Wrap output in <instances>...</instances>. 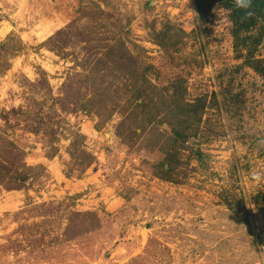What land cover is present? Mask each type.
I'll list each match as a JSON object with an SVG mask.
<instances>
[{"label": "rangeland", "instance_id": "obj_1", "mask_svg": "<svg viewBox=\"0 0 264 264\" xmlns=\"http://www.w3.org/2000/svg\"><path fill=\"white\" fill-rule=\"evenodd\" d=\"M262 139L264 14L0 0V264H264Z\"/></svg>", "mask_w": 264, "mask_h": 264}, {"label": "clouds", "instance_id": "obj_2", "mask_svg": "<svg viewBox=\"0 0 264 264\" xmlns=\"http://www.w3.org/2000/svg\"><path fill=\"white\" fill-rule=\"evenodd\" d=\"M254 0H233V6L235 9L243 12L245 17H251L254 15L253 11ZM264 145V139L259 141ZM248 179L255 184L264 183V168H256L249 172Z\"/></svg>", "mask_w": 264, "mask_h": 264}, {"label": "trees", "instance_id": "obj_3", "mask_svg": "<svg viewBox=\"0 0 264 264\" xmlns=\"http://www.w3.org/2000/svg\"><path fill=\"white\" fill-rule=\"evenodd\" d=\"M215 0H197V2L203 4V5H206V4H211L213 3ZM223 1L224 3L228 4V3H231L233 4V0H221ZM253 11L258 13V14H264V0H254L253 2ZM92 160V157L90 155H88V161H89V164H91V161ZM13 190H17V189H13Z\"/></svg>", "mask_w": 264, "mask_h": 264}, {"label": "crops", "instance_id": "obj_4", "mask_svg": "<svg viewBox=\"0 0 264 264\" xmlns=\"http://www.w3.org/2000/svg\"><path fill=\"white\" fill-rule=\"evenodd\" d=\"M16 205H17V202H14V203L12 204L13 207H15Z\"/></svg>", "mask_w": 264, "mask_h": 264}]
</instances>
